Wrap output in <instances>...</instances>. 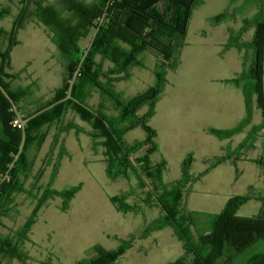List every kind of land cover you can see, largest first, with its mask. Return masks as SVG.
<instances>
[{
	"label": "trees",
	"instance_id": "obj_1",
	"mask_svg": "<svg viewBox=\"0 0 264 264\" xmlns=\"http://www.w3.org/2000/svg\"><path fill=\"white\" fill-rule=\"evenodd\" d=\"M248 1L256 4L255 15L246 19L239 31L230 29V37L225 45V48L236 47L253 51L252 61L244 58L242 73L230 80L244 91L246 116L233 129H209L211 134L220 139L230 138L250 124L254 99L263 117L262 124L254 132L264 130V0ZM200 2L201 0H62L66 12L63 13L48 0L21 1L20 14L14 21L13 29L10 32L0 30V83L14 99L23 119L66 96L69 83L88 47H82L81 41L91 34L93 37L100 20H104L74 85V100L63 102L26 124L27 137L23 153L0 185V227L3 226V218L19 214L23 201L31 200L34 205L20 229L13 234H0V264L6 259H18L23 264H28L30 258L21 247L29 240L39 212L49 200L56 197L63 200L62 209L67 211L74 196L81 189L77 186L58 191L51 187V182L58 174L59 161L68 155L60 134L70 129H75L77 133H88L84 128L71 121L59 127L60 134L54 137V148L61 143V150L58 157L54 158L53 148L45 161L44 167L53 165L51 181L46 187L39 185L40 173L36 177L32 176L33 164L27 156V149L31 144L39 146L45 140L46 133L43 128L56 122H64V117L69 113L91 127L92 131L88 135L102 139L100 146L104 148V163L111 180L128 179L130 172L138 180V188L145 198H139L138 203L131 205L126 202L125 194L114 196L111 203L115 209L135 215L142 214L145 208L159 207L162 210V215L152 226V231L171 227L183 242L186 254L172 264H264V207L258 216L241 217L235 214V210L243 204L245 197H239L236 203L231 201L218 214L193 212L183 206L184 197L190 192L192 185L209 170L238 157L239 150L243 151L245 144L240 145L235 152L210 160L208 169L198 176L190 172L193 158L189 154L182 164L181 178L171 184L163 182L167 162H151L152 156L159 152V146L156 142V130L148 123L156 114V104L164 90L168 70L176 69L188 23ZM159 4L167 6L168 12L165 15L157 7ZM9 14L8 7L1 8L0 20ZM230 16L226 12L214 17L212 22L220 24ZM30 19L47 28L57 49L67 61L61 86L46 101L37 99L31 102L25 96L26 88L16 90L13 87V82L19 75L11 72V52L19 44L18 31ZM250 26L255 29L251 41L241 42L239 37ZM151 52L157 53L160 61L155 71V84L141 95L127 101L121 100L119 94L113 90L115 84L127 80L133 68L143 66L141 57ZM27 91L32 94L29 87ZM93 92L98 93L101 98L113 99L118 115H107L103 105H89L88 99ZM144 107L148 108L147 113L138 117V111ZM16 120L18 117L10 102L0 91V181L18 153L22 140V128L14 125ZM135 128H142L146 132V138L127 144L124 137ZM255 162L264 167V154ZM30 180L33 182L28 185ZM200 224L206 225L207 232L199 235L196 240L192 230ZM135 239L132 236L114 251L95 247V256L77 264H120V258Z\"/></svg>",
	"mask_w": 264,
	"mask_h": 264
},
{
	"label": "rangeland",
	"instance_id": "obj_2",
	"mask_svg": "<svg viewBox=\"0 0 264 264\" xmlns=\"http://www.w3.org/2000/svg\"><path fill=\"white\" fill-rule=\"evenodd\" d=\"M21 1L0 0V9L8 7L10 11L8 16L0 20L1 31L10 32L13 29L14 21L20 14ZM48 1L66 13L62 0ZM157 7L163 15L168 12L165 4ZM256 10V4H251L248 0H201L193 11L177 57L176 69L168 70L164 90L156 104L158 114L148 123L156 130V142L159 146V152L152 156L151 162L158 164L165 160L168 164L163 182L171 184L181 178V164L189 154L193 158L194 169L202 172L207 164L204 159L206 155L224 156L238 149L242 136L226 142L222 152L218 148L205 147L199 139L204 135L191 117L200 111H210L225 105V98L223 102L217 92L225 84L217 80L222 76H229V59L228 55L221 53L220 42L225 29L239 31L244 26V21L253 17ZM226 12L231 14L228 20L220 24L212 22L214 17ZM91 35L81 41L82 47L89 45ZM17 40L19 44L11 52V72L17 73L19 77L13 82V87L16 90L26 88L25 96L31 102L37 99L46 101L61 86L67 61L57 49L47 28L34 19L28 20L18 31ZM239 40L241 41V37ZM140 61L143 66L133 68L130 77L116 83L113 88L123 101L145 93L156 82L155 71L160 65L157 53H147ZM28 87L32 89V94L27 91ZM88 102L93 107L103 105L106 114L111 117L118 115L113 99L101 98L98 93L93 92ZM147 111L148 108L144 107L138 111L137 116L141 117ZM63 121L43 128L45 140L39 146L33 143L27 149V156L35 165L33 177L40 173L39 185L42 187H46L51 181L53 165H44L54 148L55 135L60 134L59 127L72 122L88 133L92 131L87 123L72 113L67 114ZM88 133H77L75 129H70L60 134L68 155L59 161L58 174L51 182V187L58 191L77 186L81 189L67 211L62 209L63 200L56 197L49 200L39 212L29 240L21 247L30 258L28 264H77L95 256V247L114 251L132 236L136 239L120 258V264H172L184 257L186 254L183 242L171 227L152 231V226L162 215L159 207L145 208L139 215L125 214L115 209L111 203L114 196L125 194L126 202L131 205L145 196L139 190L138 180L132 172L128 179H110L104 163V148L100 146L102 139L91 137ZM253 137V145L261 149L257 135ZM145 138L146 132L142 128H135L125 135L124 140L127 144H132ZM60 144L54 148V158L58 157ZM239 151L238 155L247 153ZM258 159L251 162L256 163ZM238 164L240 177L236 182L227 171L211 173L193 185L184 197L183 206L193 212L218 214L231 201L236 203L239 197H245L246 200L236 208L235 214L241 217L258 216L264 207V201H261L264 199L261 170L254 173L250 171L253 166L249 163ZM260 167L264 171V167ZM252 184L254 190L248 191L247 186ZM21 204L19 214H14V217L11 214V217L2 219L0 234H13L24 225L34 204L31 200H25ZM206 232L207 227L203 224L192 230L196 240ZM3 264L23 263L18 259H6Z\"/></svg>",
	"mask_w": 264,
	"mask_h": 264
},
{
	"label": "crops",
	"instance_id": "obj_3",
	"mask_svg": "<svg viewBox=\"0 0 264 264\" xmlns=\"http://www.w3.org/2000/svg\"><path fill=\"white\" fill-rule=\"evenodd\" d=\"M229 31L230 28L225 29L223 38L220 42L221 53L223 52L224 55H228L229 61L227 63V68H228L229 76H222L217 80L218 82L220 83L222 82L223 84H225L224 88L217 90V92L220 93L223 102L225 98V105L217 106L214 110H210V111H206V110L200 111L199 113H196L194 116H192L191 120L195 124H198L200 133L204 135V136L200 135L201 137L199 139L201 143L208 148L214 147L216 148V150L218 148L219 151L222 152L224 150V146L226 142L231 141L233 138H236L237 136L243 137L241 142L238 143V147L242 144H245V149L243 151H246L247 152L246 154L243 155V153H241L238 156V157L241 156L240 159L236 157L227 160L219 164L215 168L209 170L204 176H202V178H204L206 176H209V174L211 173L224 170L227 171L231 176L233 175L234 181L236 182L240 177V174L238 176V171H239V168L237 167L239 165L238 163H243V162L249 163L251 166H253V169L250 170L251 172L253 171L254 173H257L259 170H261L260 174L262 175L260 176L264 178V173H263L264 171H262L260 165L251 162L252 160L260 158L264 153V130H260L258 131V133L254 132V129L259 127L263 122L261 110L257 107L256 101L254 99L252 120L250 124L247 125L241 132L227 139H220L209 132V129H217V130L233 129L237 127L246 116V102H245L244 91L241 87H238L234 83L230 82V80L234 79L235 77H237L239 74L242 73L244 58H247V60L251 62L254 56H253V51L251 50L246 51L245 49H239L236 47L225 48V45L228 43L230 37ZM254 31H255L254 27L250 26L249 29L242 34L241 41L242 42L251 41L254 35ZM157 114L158 112L156 110V114L154 115V117L157 116ZM255 134L257 135L258 145L261 146V149H257L256 146L253 145L252 143V140L254 139L253 135ZM255 150L256 152H254ZM250 153L252 156H250ZM221 156L223 155L222 154H214L212 156L206 155L204 159L206 160L207 164L202 172H198L197 170H195L192 163L191 171H190L191 174L194 176L203 174L209 167V161L216 157H221ZM29 160L33 164V169H32V176H33L35 165L32 159ZM182 164H181V169H182ZM202 178L197 182H200ZM32 181L33 180H30L27 184L30 185ZM253 186H254L253 184L248 185L247 186L248 191L252 190ZM255 200L259 202V200L257 199Z\"/></svg>",
	"mask_w": 264,
	"mask_h": 264
},
{
	"label": "water",
	"instance_id": "obj_4",
	"mask_svg": "<svg viewBox=\"0 0 264 264\" xmlns=\"http://www.w3.org/2000/svg\"><path fill=\"white\" fill-rule=\"evenodd\" d=\"M110 4V1L108 2V5ZM103 18L100 20V23H99V26L97 27L83 57H82V60L80 62V64L78 65V68L77 70L75 71L70 83H69V87H68V91H67V94L64 98H62L61 100L53 103L52 105L40 110L39 112L33 114L32 116H30L29 118L27 119H23L21 114H20V111L18 110V106L17 104L15 103L14 99L10 96V94L8 93V91L5 89V87L0 83V91L3 93V95L6 97V99L10 102L11 106H12V109L13 111L16 113L17 117H18V120L20 121L21 123V128H22V140H21V143H20V146H19V150H18V153L15 155L14 157V160L12 161V163L10 164L7 172L5 173V176L2 178V180L0 181V185L2 184V182L9 176L10 172L13 170V168L15 167L17 161L19 160L21 154L23 153V150H24V147H25V144H26V124L36 118L37 116L51 110L52 108L58 106L59 104L63 103V102H66L68 100H74V97L72 95L73 93V89H74V85L78 79V76L80 75V71L82 69V66L85 62V60L87 59L88 55H89V52L91 50V48L93 47V44H94V41H95V38L98 34V31L100 30V27L103 23ZM263 71H264V59H263ZM263 91H264V73H263Z\"/></svg>",
	"mask_w": 264,
	"mask_h": 264
},
{
	"label": "built area",
	"instance_id": "obj_5",
	"mask_svg": "<svg viewBox=\"0 0 264 264\" xmlns=\"http://www.w3.org/2000/svg\"><path fill=\"white\" fill-rule=\"evenodd\" d=\"M14 125L18 126L19 128H21V123L19 120L14 121Z\"/></svg>",
	"mask_w": 264,
	"mask_h": 264
}]
</instances>
